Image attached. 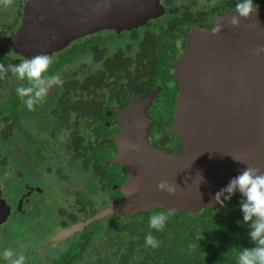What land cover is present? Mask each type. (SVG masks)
I'll return each mask as SVG.
<instances>
[{
  "label": "flooded vegetation",
  "instance_id": "1",
  "mask_svg": "<svg viewBox=\"0 0 264 264\" xmlns=\"http://www.w3.org/2000/svg\"><path fill=\"white\" fill-rule=\"evenodd\" d=\"M28 1L14 0L9 8H0V63L17 64L24 59L3 38L18 31ZM238 2L159 0L164 13L141 27L118 33L106 29L78 37L50 54L54 63L59 62L50 74L59 73L64 84L52 88L35 111H29L19 97L9 104V96H2L5 85L17 88L27 81H19L11 73L0 80V135L11 130L9 146H13L10 157L2 153L3 145L8 144L0 142V206L7 212L0 224V253L8 248L33 261L49 248L64 245L53 251L49 261L71 244L95 247V255L97 246L103 254L109 253L107 247L114 248L110 239L113 230L142 212L128 217L114 213L46 244L56 233L85 222L122 199L121 187L129 172L110 160L117 153L114 139L121 130L119 113L130 102L157 92L146 109L147 117L155 122L149 142L168 154L182 153L180 139L169 130L180 89L172 77L171 63L183 54L195 29H211L218 17L233 13ZM254 3L259 7L264 0ZM71 51L75 52L68 62ZM4 107L15 109L11 124L5 120ZM50 179L57 193L53 199L44 187Z\"/></svg>",
  "mask_w": 264,
  "mask_h": 264
},
{
  "label": "water",
  "instance_id": "2",
  "mask_svg": "<svg viewBox=\"0 0 264 264\" xmlns=\"http://www.w3.org/2000/svg\"><path fill=\"white\" fill-rule=\"evenodd\" d=\"M158 1L29 0L20 28L3 39L23 58L50 55L90 33L141 27L164 13ZM233 14L218 17L211 29H195L183 54L171 63L180 89L169 130L180 139L182 153L168 154L149 142L155 122L146 109L157 92L130 102L119 113L117 153L110 160L129 172L121 187L122 199L56 233L46 245L114 213L128 217L154 208L189 213L219 209L215 193L249 165L264 169V53L255 54L264 46V5L259 6L258 17L242 20V25L255 23L253 28L228 26ZM220 22L225 26L214 35L212 29ZM143 112L146 115L141 116ZM125 142L139 145V150L126 149ZM161 180L179 185L177 194L161 192L157 188ZM133 188L138 190L128 195ZM6 213L0 206V224Z\"/></svg>",
  "mask_w": 264,
  "mask_h": 264
},
{
  "label": "trees",
  "instance_id": "3",
  "mask_svg": "<svg viewBox=\"0 0 264 264\" xmlns=\"http://www.w3.org/2000/svg\"><path fill=\"white\" fill-rule=\"evenodd\" d=\"M73 53L71 51L68 54V62ZM58 63L53 64L55 66L52 71L58 68ZM7 95L9 104L19 99L13 86L3 87L2 96ZM3 112L6 115L5 120L11 124L15 109L4 107ZM9 123L6 126H9ZM11 133V130L4 131L0 135V142L10 145ZM241 199V195H234L219 209L207 207L196 213L174 212L162 231L150 229L149 218L165 210L150 209L132 216L126 226L113 230L110 239L115 246L111 250L107 247L109 253L103 254L100 249L93 260L84 261V255L89 250L87 244H71L65 252L45 261L44 264H237L240 249L255 246L249 237L248 224L243 223ZM150 231L160 242L158 248L145 244V237ZM201 235L202 238L198 241L197 237ZM24 255L26 264H43L38 259L32 261L27 254ZM0 264H7L1 256Z\"/></svg>",
  "mask_w": 264,
  "mask_h": 264
},
{
  "label": "clouds",
  "instance_id": "4",
  "mask_svg": "<svg viewBox=\"0 0 264 264\" xmlns=\"http://www.w3.org/2000/svg\"><path fill=\"white\" fill-rule=\"evenodd\" d=\"M14 4V0H0V8L7 9ZM227 20V25L240 28L255 27V23L242 25V20H253L258 17L259 7L254 0H239ZM224 23L216 24L212 29L213 34L219 33L224 27ZM55 39V37H53ZM264 53V46L255 49V54ZM54 59L48 54H38L32 57H25L17 64L0 63V80H4L8 73L14 75L19 81H27V85L16 88V93L29 111H35L36 106L43 104L54 87H62L64 80L59 73L50 74V69L54 64ZM124 147L139 150V145H131L125 142ZM233 157V156H232ZM237 162L246 164L241 157H233ZM176 183L168 180H161L157 188L161 192L175 196L178 191ZM138 188L130 189L128 195L133 194ZM239 192L243 199L240 201V209L243 213V223L249 226V237L255 245L254 247L241 248L237 255V264H264V169L257 166H247L238 176L232 178L230 182L215 193L214 199L224 204L226 200H231L236 192ZM174 215V210L168 209L164 212L155 213L149 218V227L157 231H162L166 227V222ZM201 236L197 237L199 241ZM146 246L158 248L160 242L150 231L145 237ZM0 256L7 261V264H26V257L23 253H16L12 249L5 248Z\"/></svg>",
  "mask_w": 264,
  "mask_h": 264
},
{
  "label": "rangeland",
  "instance_id": "5",
  "mask_svg": "<svg viewBox=\"0 0 264 264\" xmlns=\"http://www.w3.org/2000/svg\"><path fill=\"white\" fill-rule=\"evenodd\" d=\"M4 147H2V153H4V154H6L7 156L9 155H11L12 154V147H10L9 145H3ZM11 149V150H10ZM10 157H12V155L10 156ZM9 168H10V166H9ZM45 190H46V192H47V194H48V197L49 198H51V199H53V198H55L56 196H57V193H56V190H55V184L53 183V181H51V179H50V181L48 180V181H45ZM100 243H101V241H99V245H100ZM29 245V244H28ZM27 246V245H26ZM64 248V245H56V246H54V247H51V248H49V250L45 253V254H43V256H41V255H37L38 256V258L37 257H35L34 258V261H36L37 259H41L42 260V263L44 264L45 263V261L46 260H48V258L49 257H51V256H54L53 255V251H57V250H59V249H63ZM94 248L95 247H93L92 249L90 248L87 252H86V254L84 255V261L85 260H93V258H94V255H95V253H94ZM97 248H98V250L100 251V246H97ZM98 251V252H99ZM49 254V255H48ZM91 258V259H90ZM82 264H85V263H82Z\"/></svg>",
  "mask_w": 264,
  "mask_h": 264
}]
</instances>
